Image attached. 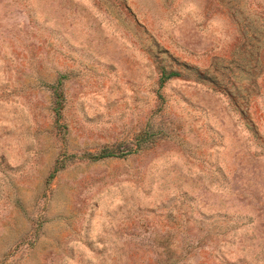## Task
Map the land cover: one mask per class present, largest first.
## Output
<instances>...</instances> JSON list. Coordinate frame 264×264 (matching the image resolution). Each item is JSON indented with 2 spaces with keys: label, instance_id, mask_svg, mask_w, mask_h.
I'll return each mask as SVG.
<instances>
[{
  "label": "rangeland",
  "instance_id": "obj_1",
  "mask_svg": "<svg viewBox=\"0 0 264 264\" xmlns=\"http://www.w3.org/2000/svg\"><path fill=\"white\" fill-rule=\"evenodd\" d=\"M0 264H264V0H0Z\"/></svg>",
  "mask_w": 264,
  "mask_h": 264
},
{
  "label": "trees",
  "instance_id": "obj_2",
  "mask_svg": "<svg viewBox=\"0 0 264 264\" xmlns=\"http://www.w3.org/2000/svg\"><path fill=\"white\" fill-rule=\"evenodd\" d=\"M177 75L178 73L176 71H170V72L162 71L159 77V84L162 85L166 80H168L169 78L173 76H177ZM120 154L122 153L120 152L119 155L117 154V156H120ZM107 156H116V153L114 151L104 150L103 152H101L99 155L95 157H107Z\"/></svg>",
  "mask_w": 264,
  "mask_h": 264
}]
</instances>
